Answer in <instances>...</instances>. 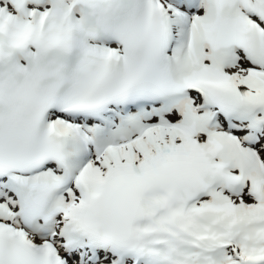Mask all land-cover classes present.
<instances>
[{
	"label": "snow or ice",
	"instance_id": "snow-or-ice-1",
	"mask_svg": "<svg viewBox=\"0 0 264 264\" xmlns=\"http://www.w3.org/2000/svg\"><path fill=\"white\" fill-rule=\"evenodd\" d=\"M0 264H264V0H0Z\"/></svg>",
	"mask_w": 264,
	"mask_h": 264
}]
</instances>
